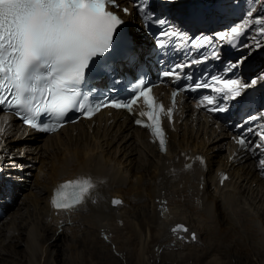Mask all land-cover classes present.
Segmentation results:
<instances>
[{
    "label": "bare ground",
    "instance_id": "obj_1",
    "mask_svg": "<svg viewBox=\"0 0 264 264\" xmlns=\"http://www.w3.org/2000/svg\"><path fill=\"white\" fill-rule=\"evenodd\" d=\"M125 19L131 24V17ZM185 114L182 124L175 126L178 132H171L167 154H157L145 133L119 120L120 114L103 125L98 120L92 133L78 124L46 138L0 115V166L13 183L18 205L0 223V264H56L59 238L76 237L81 231L80 236L96 247L110 243L123 263L131 258L136 264H149L148 259L164 253L165 258L188 257L186 264H193V256L194 264H224L219 258L226 248L237 253L235 264L242 259L252 264L251 256L253 264H264V181L249 156L237 164L227 161L224 128L193 120L188 107ZM187 156H204L206 165L183 170ZM28 161L36 163L35 177ZM219 171L230 176L222 187ZM29 176L37 184L25 183ZM77 176L91 178V197L69 217L53 213L48 204L51 189ZM110 197L121 199L123 205L109 206ZM178 225L187 231L173 232ZM36 231L48 241L45 247L34 240ZM21 233L23 255L15 249L22 242Z\"/></svg>",
    "mask_w": 264,
    "mask_h": 264
},
{
    "label": "snow or ice",
    "instance_id": "obj_2",
    "mask_svg": "<svg viewBox=\"0 0 264 264\" xmlns=\"http://www.w3.org/2000/svg\"><path fill=\"white\" fill-rule=\"evenodd\" d=\"M142 2L146 4L147 0ZM165 3L174 4L175 0H165ZM119 7L117 0H0V105L7 104L9 109H16L14 114L29 128L54 132L70 111L81 112L89 119L102 106L126 108L131 112L142 98L147 111H141L139 116L147 117L148 122L137 119L135 123L149 129L154 140L159 141L160 150L165 151L166 140L160 121V113L165 110L151 95V88L137 84L135 94L128 102L104 105L87 103L88 97L82 96L79 90L86 71H91L98 62L97 58L109 53L114 42L119 39L118 29L123 20L112 10ZM139 11L143 13L144 8H139ZM123 12L128 14V9L124 8ZM158 22L160 25L166 23L165 20ZM256 24L262 25L259 34H264V19L256 20ZM242 33L243 26L238 25L228 33L217 36L231 44ZM161 35L171 39L177 33L168 31ZM210 43L211 40L204 36L194 47ZM158 46H165L162 40L158 41ZM218 55L217 52L212 53L214 58H218ZM203 62L192 61L193 64ZM185 67L184 64L175 65L171 71L162 75L179 80L176 69L182 71ZM231 67L238 65L232 64ZM255 83L256 80H253L251 85ZM251 85L243 84L238 79L212 77L211 83H197L192 90L211 88L218 95L223 94V99L231 100L240 96L242 89ZM171 95L173 106L166 110L169 121L178 91H173ZM215 104L214 97L204 96L197 107L213 105L207 108L209 112L226 110L224 107H215ZM42 114L49 116L54 122L41 126L37 120ZM3 132L4 129L0 128V135ZM258 135L264 142V129ZM236 143L243 148L246 141L237 138ZM257 147H264V144ZM259 163L264 170V159ZM94 187L88 178L61 184L51 199L52 207L64 211L74 210L84 203ZM111 203L119 205L121 201L114 199ZM172 231L186 232L187 229L178 225ZM192 238L196 239L195 235Z\"/></svg>",
    "mask_w": 264,
    "mask_h": 264
},
{
    "label": "rangeland",
    "instance_id": "obj_3",
    "mask_svg": "<svg viewBox=\"0 0 264 264\" xmlns=\"http://www.w3.org/2000/svg\"><path fill=\"white\" fill-rule=\"evenodd\" d=\"M25 161L26 160H24V162ZM26 163L28 164L30 162L28 161ZM31 163H33V162H31ZM34 164L36 166V163H34ZM27 167H28V165H27ZM30 180H31L30 185L37 184V182H34V183L32 182L33 177ZM17 207H18V205L15 204V207L12 210L11 209L8 210L7 215L9 214V212L14 211ZM24 229L25 228L21 229L22 232L23 231L26 232ZM222 230H224V229H222ZM80 233L78 232L76 237L65 236L62 239L59 238V240L57 241L58 242L57 254L55 255L56 264H136L135 263L136 261L131 259V258H129V259L125 258L126 260L123 263V260L121 261L120 258H118L116 255H114V254H117L116 253L117 251L116 252L111 251L112 249L109 247L110 243H107V245L102 246V247H100V246L96 247V246L92 245L91 242H88L87 240L85 241V239L82 236H80L81 235ZM16 235H17V233H15V236ZM35 236H34V240L36 241L37 245L39 244L38 247L42 246V245H44V247H45L48 244V241L44 242L41 240V238H39L37 231H36ZM20 240H22L21 244L17 245L15 247V249L18 250V252H20L23 255V254H25V252L23 251L24 250L23 243L25 241V234H23V233L20 234ZM193 242L194 241H192V244H193ZM198 244H200V246L203 245V243H201V242L200 243L198 242ZM8 246L11 247V243H9ZM116 246H117V244H116ZM38 247H36L37 250L39 249ZM224 250H223V253L221 254V257L219 258L220 262H223L224 264H235L234 261H236L237 253L233 252V251L227 252L226 248H224ZM243 250L244 249H241V250H239V252H244ZM126 256H128V255H126ZM163 256H164V253L162 254V256H159L158 259L156 258L155 259L156 261L154 259H152L154 261H150V259H148L147 263H149V264H174L179 259L174 254H172V256H170L169 258H165V256L164 257ZM5 258L7 259L10 257L5 256ZM34 258L38 262L40 260V255L38 253H36ZM44 258L46 259L47 256ZM209 258H210V256L208 257V260H209ZM249 258H250L249 259L250 263L253 264L254 263V257L251 256ZM192 259L196 260V258L194 256L190 257V260L194 264V261ZM164 260H166V261H164ZM206 260L203 259V261H205V262H206ZM188 261H189L188 257L183 258V259L181 257V259L178 260L176 264H186ZM229 261H232V263ZM243 261H244V259H242L241 261L238 260L237 263L243 264L242 263ZM26 263H27V261H24L22 264H26ZM48 264H50V262Z\"/></svg>",
    "mask_w": 264,
    "mask_h": 264
}]
</instances>
